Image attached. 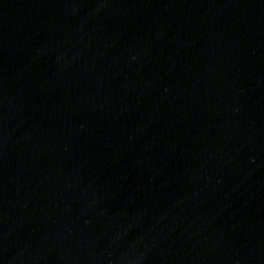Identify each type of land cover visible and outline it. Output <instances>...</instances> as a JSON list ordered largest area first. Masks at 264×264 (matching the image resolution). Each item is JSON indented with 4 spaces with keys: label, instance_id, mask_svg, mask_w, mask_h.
Listing matches in <instances>:
<instances>
[{
    "label": "water",
    "instance_id": "water-1",
    "mask_svg": "<svg viewBox=\"0 0 264 264\" xmlns=\"http://www.w3.org/2000/svg\"><path fill=\"white\" fill-rule=\"evenodd\" d=\"M260 1H264V0H260Z\"/></svg>",
    "mask_w": 264,
    "mask_h": 264
}]
</instances>
